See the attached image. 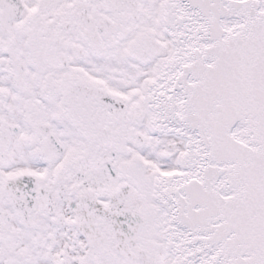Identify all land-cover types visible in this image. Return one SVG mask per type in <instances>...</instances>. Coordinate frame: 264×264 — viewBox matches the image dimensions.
Instances as JSON below:
<instances>
[{
    "label": "snow or ice",
    "instance_id": "obj_1",
    "mask_svg": "<svg viewBox=\"0 0 264 264\" xmlns=\"http://www.w3.org/2000/svg\"><path fill=\"white\" fill-rule=\"evenodd\" d=\"M0 264H264V0H0Z\"/></svg>",
    "mask_w": 264,
    "mask_h": 264
}]
</instances>
